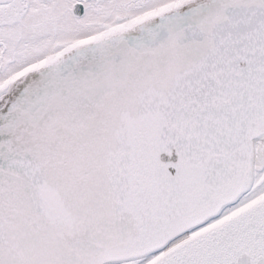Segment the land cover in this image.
Wrapping results in <instances>:
<instances>
[{"label":"snow or ice","instance_id":"1","mask_svg":"<svg viewBox=\"0 0 264 264\" xmlns=\"http://www.w3.org/2000/svg\"><path fill=\"white\" fill-rule=\"evenodd\" d=\"M0 264H264V0H0Z\"/></svg>","mask_w":264,"mask_h":264}]
</instances>
